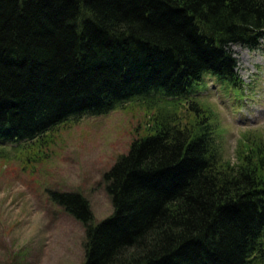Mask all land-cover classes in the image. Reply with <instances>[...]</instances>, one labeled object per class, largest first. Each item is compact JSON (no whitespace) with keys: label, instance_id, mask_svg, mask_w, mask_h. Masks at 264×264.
Instances as JSON below:
<instances>
[{"label":"trees","instance_id":"obj_1","mask_svg":"<svg viewBox=\"0 0 264 264\" xmlns=\"http://www.w3.org/2000/svg\"><path fill=\"white\" fill-rule=\"evenodd\" d=\"M263 40L264 0H0V138L186 98L207 76L239 89L232 47ZM212 143L159 123L105 173L113 212L98 223L82 194L50 192L85 229L84 264L264 261V153L224 166Z\"/></svg>","mask_w":264,"mask_h":264},{"label":"rangeland","instance_id":"obj_2","mask_svg":"<svg viewBox=\"0 0 264 264\" xmlns=\"http://www.w3.org/2000/svg\"><path fill=\"white\" fill-rule=\"evenodd\" d=\"M232 51L239 89L207 76L186 98L154 93L63 124L36 141L0 138V264H84L85 229L50 192L80 193L96 223L109 217L105 173L163 121L208 130L220 165L236 167L253 150L264 153V40L257 51L238 45Z\"/></svg>","mask_w":264,"mask_h":264},{"label":"bare ground","instance_id":"obj_3","mask_svg":"<svg viewBox=\"0 0 264 264\" xmlns=\"http://www.w3.org/2000/svg\"><path fill=\"white\" fill-rule=\"evenodd\" d=\"M234 47V46H233Z\"/></svg>","mask_w":264,"mask_h":264}]
</instances>
